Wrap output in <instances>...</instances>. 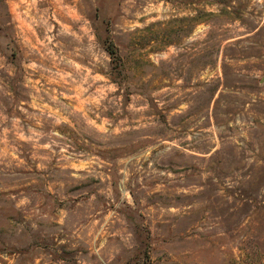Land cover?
I'll return each mask as SVG.
<instances>
[{
  "label": "rangeland",
  "instance_id": "1",
  "mask_svg": "<svg viewBox=\"0 0 264 264\" xmlns=\"http://www.w3.org/2000/svg\"><path fill=\"white\" fill-rule=\"evenodd\" d=\"M0 264H264V0H0Z\"/></svg>",
  "mask_w": 264,
  "mask_h": 264
}]
</instances>
